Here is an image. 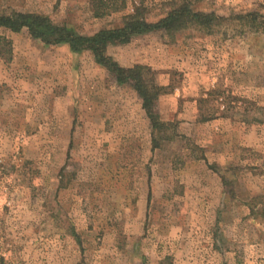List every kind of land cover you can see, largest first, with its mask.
Instances as JSON below:
<instances>
[{
	"label": "rangeland",
	"instance_id": "374dc122",
	"mask_svg": "<svg viewBox=\"0 0 264 264\" xmlns=\"http://www.w3.org/2000/svg\"><path fill=\"white\" fill-rule=\"evenodd\" d=\"M173 1L97 18L88 0H0V15L91 35L135 8L157 21ZM191 2L264 17V0ZM107 55L154 72L171 125L158 149L135 91L89 52L0 29V264H264V34L231 20Z\"/></svg>",
	"mask_w": 264,
	"mask_h": 264
},
{
	"label": "trees",
	"instance_id": "16d2710c",
	"mask_svg": "<svg viewBox=\"0 0 264 264\" xmlns=\"http://www.w3.org/2000/svg\"><path fill=\"white\" fill-rule=\"evenodd\" d=\"M119 1L120 6L118 5ZM177 1L178 4L157 21H148L143 16V10L135 8L131 14L123 17L119 27L101 29L91 35H78L66 26L52 23L47 17L23 13L0 15V29H7L11 32L26 29L33 40L44 45H66L70 53L74 55L89 52L95 63L103 67L118 85H127L135 91L151 126L152 149L155 150L159 147L156 136L161 135L162 137L171 126L169 123L161 121L157 110V102L159 97L163 95V89L157 84L154 72L150 67L144 65H134L131 68L121 67L107 55V47L125 45L134 36H141L155 31L173 35L188 27H196L202 32L211 34L214 28L231 20L254 32L264 34V17L257 12L226 18L193 9L191 0ZM88 3L93 15L97 18L108 16L109 13L125 7V0H88Z\"/></svg>",
	"mask_w": 264,
	"mask_h": 264
}]
</instances>
